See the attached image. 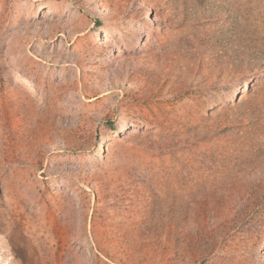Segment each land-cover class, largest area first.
<instances>
[{"label": "rangeland", "instance_id": "1", "mask_svg": "<svg viewBox=\"0 0 264 264\" xmlns=\"http://www.w3.org/2000/svg\"><path fill=\"white\" fill-rule=\"evenodd\" d=\"M0 264H264V0H0Z\"/></svg>", "mask_w": 264, "mask_h": 264}, {"label": "bare ground", "instance_id": "2", "mask_svg": "<svg viewBox=\"0 0 264 264\" xmlns=\"http://www.w3.org/2000/svg\"><path fill=\"white\" fill-rule=\"evenodd\" d=\"M14 50L17 51V50H19V48H15Z\"/></svg>", "mask_w": 264, "mask_h": 264}]
</instances>
